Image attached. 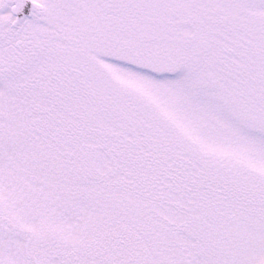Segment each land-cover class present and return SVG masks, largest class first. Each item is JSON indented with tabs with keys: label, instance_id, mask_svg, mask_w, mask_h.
<instances>
[{
	"label": "snow or ice",
	"instance_id": "6c2138e0",
	"mask_svg": "<svg viewBox=\"0 0 264 264\" xmlns=\"http://www.w3.org/2000/svg\"><path fill=\"white\" fill-rule=\"evenodd\" d=\"M0 264H264V0H0Z\"/></svg>",
	"mask_w": 264,
	"mask_h": 264
}]
</instances>
